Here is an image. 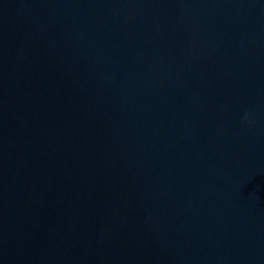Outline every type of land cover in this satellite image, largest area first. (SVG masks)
I'll return each instance as SVG.
<instances>
[{
	"label": "water",
	"instance_id": "obj_1",
	"mask_svg": "<svg viewBox=\"0 0 264 264\" xmlns=\"http://www.w3.org/2000/svg\"><path fill=\"white\" fill-rule=\"evenodd\" d=\"M0 264H264V0H0Z\"/></svg>",
	"mask_w": 264,
	"mask_h": 264
}]
</instances>
